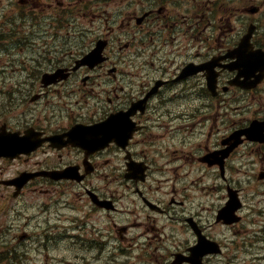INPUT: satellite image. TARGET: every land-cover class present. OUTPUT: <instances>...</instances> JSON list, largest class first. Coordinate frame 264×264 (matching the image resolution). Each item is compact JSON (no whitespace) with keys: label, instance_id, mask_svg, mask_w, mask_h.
Here are the masks:
<instances>
[{"label":"flooded vegetation","instance_id":"obj_1","mask_svg":"<svg viewBox=\"0 0 264 264\" xmlns=\"http://www.w3.org/2000/svg\"><path fill=\"white\" fill-rule=\"evenodd\" d=\"M250 4L240 17L224 8L195 22L194 0H0V136L30 141L0 158V181L29 173L22 190L36 222L28 236L77 238L78 264H115L120 246L136 264H264V230L249 223L259 206L244 204L231 223L219 216L229 190L241 196L244 166L264 184V142L232 147L229 139L264 121V77L238 85L235 58L224 57L250 23L232 19L259 11ZM261 21L251 43L264 50ZM154 27L156 41L176 38L179 47H155ZM20 39L35 51L26 61ZM98 39L105 60L82 64ZM212 57L221 58L214 93L203 71L179 77L186 64ZM44 75L57 78L44 86ZM110 115L120 116L113 129L125 126L127 139L98 147L70 134ZM228 148L223 160L213 156ZM243 151L254 159L244 161Z\"/></svg>","mask_w":264,"mask_h":264},{"label":"rangeland","instance_id":"obj_2","mask_svg":"<svg viewBox=\"0 0 264 264\" xmlns=\"http://www.w3.org/2000/svg\"><path fill=\"white\" fill-rule=\"evenodd\" d=\"M247 1L251 2L252 0H242V3L239 2L238 0H216L217 8L221 10H223L224 8H227L228 11H233L231 10V8H234L235 12H241L242 8L245 6ZM253 4L258 5L259 7H262L264 6V0H256L255 3ZM202 7H207V6L203 5L200 8ZM208 8H211V7L209 6ZM199 14H201V12ZM198 18H200V16ZM195 22H199V20L195 19ZM205 22H207V19H205ZM223 23L227 24V22H225L224 20H223ZM260 24L264 28V19L260 22ZM71 30L73 29L71 28ZM73 31H76V29H74ZM226 32H228V29H226ZM36 43H40L41 45H43V42L41 40L36 41ZM19 44L22 47L23 51L31 52L33 50V48L28 46L26 42H19ZM245 175L247 174L243 173L244 179H245ZM253 179H254V182H257L255 178ZM242 184L245 185V182H243ZM11 204H13L14 206L18 208H27L30 204V199H28V195L26 193L22 195L19 198V200L18 199L16 201L12 200ZM28 212L29 211L25 212L28 215H23L19 218H16L14 216L9 217L7 214L0 213V229L3 228L5 229L6 232H8L11 226H15L19 224H23V226H27L28 224L34 223L36 220L33 222V218ZM13 235L14 234H10L8 236L10 240V245L11 243L12 245H16V246L19 245V247L17 248L23 251L22 252L23 257H21L22 264H43L45 260L48 262V264H67L66 260H69L68 259L69 254L73 251V247L68 249L65 243H62V244H59L57 242L48 243L51 238L33 237L30 240L23 239L20 241L19 240L15 241L16 238L14 239ZM0 242H1V238H0ZM5 257H6L5 251L0 247V261H3V264H6ZM116 257H118V259H121L120 256H116Z\"/></svg>","mask_w":264,"mask_h":264},{"label":"water","instance_id":"obj_3","mask_svg":"<svg viewBox=\"0 0 264 264\" xmlns=\"http://www.w3.org/2000/svg\"><path fill=\"white\" fill-rule=\"evenodd\" d=\"M249 38V34L245 36V41H247ZM239 61L245 65V66H250L253 62H254V58L253 56H247L245 58H240L238 55H237Z\"/></svg>","mask_w":264,"mask_h":264}]
</instances>
